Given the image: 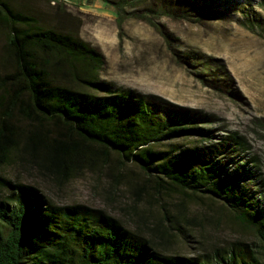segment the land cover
I'll use <instances>...</instances> for the list:
<instances>
[{
  "label": "trees",
  "instance_id": "1",
  "mask_svg": "<svg viewBox=\"0 0 264 264\" xmlns=\"http://www.w3.org/2000/svg\"><path fill=\"white\" fill-rule=\"evenodd\" d=\"M56 4L48 26L0 0V264H264V182L232 162L247 143L103 80L104 55ZM87 175L120 213L44 190ZM226 218L245 234L221 238Z\"/></svg>",
  "mask_w": 264,
  "mask_h": 264
},
{
  "label": "rangeland",
  "instance_id": "2",
  "mask_svg": "<svg viewBox=\"0 0 264 264\" xmlns=\"http://www.w3.org/2000/svg\"><path fill=\"white\" fill-rule=\"evenodd\" d=\"M11 1L48 26L56 24V3H63L82 21V39L104 55L103 80L159 97L176 109L200 111L216 142L234 134L247 143L232 162L256 168L264 182V0ZM5 40L7 33L0 29V72ZM30 178L24 174V180ZM106 186L87 175L62 189L49 184L44 190L61 205L120 213ZM221 223V238L245 234L227 218Z\"/></svg>",
  "mask_w": 264,
  "mask_h": 264
}]
</instances>
